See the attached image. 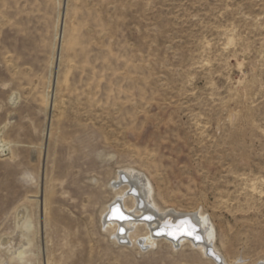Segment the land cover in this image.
Returning a JSON list of instances; mask_svg holds the SVG:
<instances>
[{
    "label": "rangeland",
    "instance_id": "374dc122",
    "mask_svg": "<svg viewBox=\"0 0 264 264\" xmlns=\"http://www.w3.org/2000/svg\"><path fill=\"white\" fill-rule=\"evenodd\" d=\"M0 139V236L25 205L30 264H217L107 235L128 167L229 264L264 261V0H0Z\"/></svg>",
    "mask_w": 264,
    "mask_h": 264
},
{
    "label": "bare ground",
    "instance_id": "6f19581e",
    "mask_svg": "<svg viewBox=\"0 0 264 264\" xmlns=\"http://www.w3.org/2000/svg\"><path fill=\"white\" fill-rule=\"evenodd\" d=\"M51 92L53 94V91ZM4 150H8V145L0 139V152ZM121 172L122 171L115 175V180L110 183V190L113 192L112 198H116L101 211V214L104 212L100 222L102 229H104L113 241L121 242V239L127 238L128 245L136 246L138 248L153 246L158 240L166 241L171 245L187 243L195 249H198L199 252L206 256H208L206 253L207 249L211 248L213 249V252L220 257L221 262L215 261L210 256L208 257L213 259L217 264H229L225 260L224 256L219 252L217 246H215V229L211 219L205 215V213L198 211V216H196V213L194 212L195 214H190L191 216L189 220L187 218L184 220V216L182 214L175 215L171 210L165 211L161 209L155 201L153 195V185L148 177H144V174L142 175L140 170L137 171L132 167L126 168L124 173ZM115 202L123 203L121 206L129 211V213L127 211L126 213L130 215V221L120 223L106 218L110 206ZM150 205H152V207ZM147 212L150 214L151 218L149 220H140L139 217ZM130 213H132V215ZM133 213L135 214L134 216ZM164 219H166V222L168 223H172L177 220L185 222L186 219L189 223L193 222L198 229L197 232L202 237V242L193 243L192 240L183 237L182 239L177 240V243H174L173 240L168 239L165 236L159 237L155 235L159 234L160 231H157L154 234L153 230L158 227L159 220ZM119 227L125 230L123 235L118 233ZM191 227L195 229L194 226ZM182 232H186L185 228L178 230V233ZM197 232H194V234L198 235ZM35 235V227L32 222L31 212L25 205L22 204L16 208L13 234L0 236V264H3L2 261L5 258V264L14 263L15 261H19L21 264H30L27 256L29 254V247L33 244L35 239ZM3 256L6 257L3 258ZM237 263L240 262L237 261ZM257 264H264V261Z\"/></svg>",
    "mask_w": 264,
    "mask_h": 264
},
{
    "label": "water",
    "instance_id": "95a60500",
    "mask_svg": "<svg viewBox=\"0 0 264 264\" xmlns=\"http://www.w3.org/2000/svg\"><path fill=\"white\" fill-rule=\"evenodd\" d=\"M115 209H113V207H115ZM111 209V214L109 215L110 213V209L106 215V218L107 219H110V220H117L119 222L121 221H126V220H129L130 219V216L129 215H125L123 214L122 210H121V206H120V203H115L112 207H110ZM115 211H117L118 213H115ZM184 216V220L185 218H187L189 220V215H183ZM140 220H144V219H150L151 217L150 216H146L145 218H142L141 216L139 217ZM186 221L185 222H182V220H179V222L177 224H175V222H166V219L164 220H159V225L156 229L153 230V233L155 234V232L157 231H160L159 234H155L157 236H165L167 237L168 239H171L173 240L174 243H177V240L180 238V237H186L187 239H190L192 240L193 243H199V242H202V237L199 235V233L197 232L198 229L196 227V225L191 222L189 223V221ZM192 224V225H191ZM190 226V227H189ZM191 226H194L195 229ZM180 228H185V230H187L185 233L182 232V233H178V230H180ZM190 228V229H189ZM188 232H191L192 234L189 235L187 234ZM194 232H197L198 235H195ZM118 233L122 234L125 233V230L123 228H119L118 229ZM171 233V234H170ZM194 234V236H193ZM121 242H127V239H121ZM207 255L212 257L215 261L217 262H221V259L218 255H216L214 252H213V249L211 248H208L207 251H206Z\"/></svg>",
    "mask_w": 264,
    "mask_h": 264
},
{
    "label": "snow or ice",
    "instance_id": "6c2138e0",
    "mask_svg": "<svg viewBox=\"0 0 264 264\" xmlns=\"http://www.w3.org/2000/svg\"><path fill=\"white\" fill-rule=\"evenodd\" d=\"M185 231H187V230H185ZM170 234H171V233H170ZM187 234L191 235L192 233H191V232H188Z\"/></svg>",
    "mask_w": 264,
    "mask_h": 264
}]
</instances>
